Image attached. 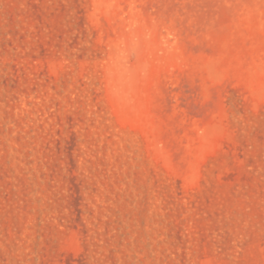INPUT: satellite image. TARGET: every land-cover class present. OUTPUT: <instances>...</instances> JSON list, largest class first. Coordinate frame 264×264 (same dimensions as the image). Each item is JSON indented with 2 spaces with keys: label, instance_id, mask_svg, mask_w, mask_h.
Wrapping results in <instances>:
<instances>
[{
  "label": "rangeland",
  "instance_id": "1",
  "mask_svg": "<svg viewBox=\"0 0 264 264\" xmlns=\"http://www.w3.org/2000/svg\"><path fill=\"white\" fill-rule=\"evenodd\" d=\"M0 264H264V0H0Z\"/></svg>",
  "mask_w": 264,
  "mask_h": 264
}]
</instances>
